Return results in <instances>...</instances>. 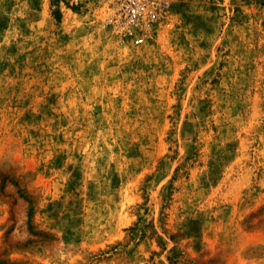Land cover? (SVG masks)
<instances>
[{"label": "rangeland", "instance_id": "1", "mask_svg": "<svg viewBox=\"0 0 264 264\" xmlns=\"http://www.w3.org/2000/svg\"><path fill=\"white\" fill-rule=\"evenodd\" d=\"M141 34L0 0V264H264V0Z\"/></svg>", "mask_w": 264, "mask_h": 264}, {"label": "built area", "instance_id": "2", "mask_svg": "<svg viewBox=\"0 0 264 264\" xmlns=\"http://www.w3.org/2000/svg\"><path fill=\"white\" fill-rule=\"evenodd\" d=\"M106 11L110 26L120 36L144 41L143 30L167 11L171 0H97Z\"/></svg>", "mask_w": 264, "mask_h": 264}, {"label": "trees", "instance_id": "3", "mask_svg": "<svg viewBox=\"0 0 264 264\" xmlns=\"http://www.w3.org/2000/svg\"><path fill=\"white\" fill-rule=\"evenodd\" d=\"M22 198L25 199V201L27 202L28 208H27V224H28V228L29 231L32 232V226H31V218L33 217V207L31 204V201L24 197L22 194L20 195Z\"/></svg>", "mask_w": 264, "mask_h": 264}]
</instances>
